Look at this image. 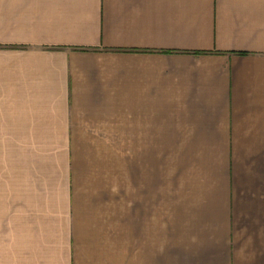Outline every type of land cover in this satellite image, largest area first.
<instances>
[{"label": "crops", "instance_id": "0c3cea01", "mask_svg": "<svg viewBox=\"0 0 264 264\" xmlns=\"http://www.w3.org/2000/svg\"><path fill=\"white\" fill-rule=\"evenodd\" d=\"M0 264H264V0H0Z\"/></svg>", "mask_w": 264, "mask_h": 264}, {"label": "rangeland", "instance_id": "374dc122", "mask_svg": "<svg viewBox=\"0 0 264 264\" xmlns=\"http://www.w3.org/2000/svg\"><path fill=\"white\" fill-rule=\"evenodd\" d=\"M127 162L126 198H121V210L126 206V214L121 212L125 237L154 238V150L127 151ZM134 244L128 249H135Z\"/></svg>", "mask_w": 264, "mask_h": 264}]
</instances>
